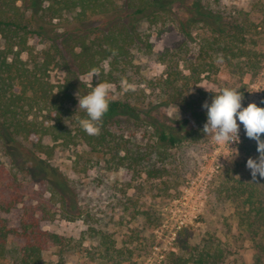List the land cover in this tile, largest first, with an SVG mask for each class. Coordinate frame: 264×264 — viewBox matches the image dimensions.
Wrapping results in <instances>:
<instances>
[{
  "label": "rangeland",
  "instance_id": "1",
  "mask_svg": "<svg viewBox=\"0 0 264 264\" xmlns=\"http://www.w3.org/2000/svg\"><path fill=\"white\" fill-rule=\"evenodd\" d=\"M204 4L215 11L225 10L232 24L243 27L236 41L243 50L228 55L232 65L220 57L215 60L216 67L208 66L212 60L200 56L205 33L186 40L175 25L144 24L142 32L150 45L134 51L126 75L112 84L113 99H128L140 108H153L158 119L172 125L189 115L175 87L182 88L185 97L199 92L217 93L223 87L236 88L243 94V107L262 103L264 0H204ZM176 12L183 16V6H177ZM206 35L210 37L211 33ZM42 48L36 45L35 52L40 53ZM254 52L261 62L260 69L248 70L243 64ZM198 64L207 66L196 82L193 69ZM62 76L55 70L51 80L58 84ZM169 76L177 80L175 86L165 85ZM93 79L89 75L83 78L89 83ZM125 79L132 86L127 92L121 87ZM67 106L78 113L83 111H78L77 98ZM71 120L67 121L70 126ZM237 123L240 124L238 119ZM110 129L119 142L129 147L146 149L154 143L153 129L126 118L114 120ZM239 136L238 144H217L201 131L196 138L170 149L165 159L155 153L151 160L133 167L129 159H124L125 153L93 151L81 141L70 146L57 143L50 163L68 179L73 196L70 206L64 208L50 193L46 194V209L51 217L43 227L63 236L66 243L50 247L44 254L45 261L198 264L194 256L209 252L217 256L216 264H264V254L255 244L257 238L264 239L263 231L255 229V236L248 229L251 208L243 206L245 197L235 190L238 181H253L246 167L249 157L242 149L246 138L243 124ZM233 149H238V155ZM2 158L11 169L10 159ZM152 170L157 175H151ZM24 181L29 192L39 190L34 182L27 183L28 177ZM21 208L4 215L10 226L19 225ZM21 249L20 241L10 240L0 264H18Z\"/></svg>",
  "mask_w": 264,
  "mask_h": 264
},
{
  "label": "trees",
  "instance_id": "2",
  "mask_svg": "<svg viewBox=\"0 0 264 264\" xmlns=\"http://www.w3.org/2000/svg\"><path fill=\"white\" fill-rule=\"evenodd\" d=\"M177 6H183V16L176 12ZM144 24L175 25L186 40L205 33L200 56L212 60L208 65L211 68L216 67L215 60L220 57L232 65L228 55L243 50L236 46L243 27L232 24L225 10L208 8L204 0H0V260L6 257L12 239L22 244L18 264H48L45 252L66 243L63 236L43 227L51 217L46 194L50 193L64 208L70 206L73 196L68 179L50 163L57 143L70 146L81 141L93 151L125 153L124 159H129L133 167L151 160L155 153L165 159L170 149L199 136L207 121L203 104H210L215 93L185 97L182 88L175 87L177 98L189 108V115L176 125L158 119L153 108H140L128 99H113L109 94V110L99 135L85 133L78 121L86 113L67 106L76 100L77 92L84 96L99 81L116 84L118 77L126 75L134 51L150 45L142 32ZM36 45L43 47L38 54ZM257 59L254 52L243 65L258 70L261 62ZM206 66L194 67L196 82ZM93 67L100 68L99 77L85 82L83 78ZM55 70L63 75L58 84L51 80ZM176 82L169 76L165 85L175 86ZM258 106L264 107V99ZM119 118L153 129L154 143L141 149L119 142L110 129ZM242 149L249 158L259 156L256 141L247 136ZM3 156L10 159L11 169ZM150 174L157 175L155 170ZM25 177L39 190L29 192ZM238 183L235 190L245 197L243 206L252 212L247 218L248 229L263 231L264 237V179L258 176L252 183ZM19 206V225L10 226L4 215ZM255 244L264 254V239L257 238ZM106 254H110V248ZM117 254L121 256V252ZM194 257L198 264H216L217 256L209 252Z\"/></svg>",
  "mask_w": 264,
  "mask_h": 264
},
{
  "label": "clouds",
  "instance_id": "3",
  "mask_svg": "<svg viewBox=\"0 0 264 264\" xmlns=\"http://www.w3.org/2000/svg\"><path fill=\"white\" fill-rule=\"evenodd\" d=\"M110 51L113 55L117 54L114 49ZM88 75L99 77L100 68L93 67ZM121 87L127 92L132 86L125 79L121 81ZM205 89L210 91L208 88ZM111 90V83L99 81L86 95L81 96L79 92L76 93L78 111L83 110L86 113V116L80 118L78 122L88 135L100 134L103 117L109 110ZM243 99V94L238 89L223 87L215 93L210 104L205 101L203 108L207 110V121L202 132L217 144H238L240 124H243L246 136L257 143L259 156L250 157L246 163L253 181H256L258 176L264 179V139H261V135L264 134V107L258 106L255 102L243 107ZM237 119L240 124L237 123ZM233 150L235 155H238V149Z\"/></svg>",
  "mask_w": 264,
  "mask_h": 264
}]
</instances>
